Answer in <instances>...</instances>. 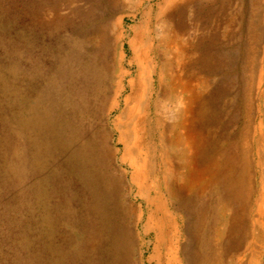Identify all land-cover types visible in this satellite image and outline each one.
I'll return each mask as SVG.
<instances>
[{
    "label": "rangeland",
    "instance_id": "obj_1",
    "mask_svg": "<svg viewBox=\"0 0 264 264\" xmlns=\"http://www.w3.org/2000/svg\"><path fill=\"white\" fill-rule=\"evenodd\" d=\"M139 11L138 0H0V264H95L79 204L85 193L62 164L55 135L61 120L71 139L91 121L101 93L117 82L120 53L131 56L128 41L117 40L139 24ZM191 14L200 18L206 53L204 164L216 159L236 182L215 187L206 177L184 217L181 247L197 254L204 216V264H264V101L257 92L246 97L258 79L264 92V0L202 1ZM192 24L174 23L187 34ZM152 28L161 34L166 26ZM169 226L166 245L175 239ZM154 236H142V248ZM154 249L146 264H166Z\"/></svg>",
    "mask_w": 264,
    "mask_h": 264
},
{
    "label": "bare ground",
    "instance_id": "obj_2",
    "mask_svg": "<svg viewBox=\"0 0 264 264\" xmlns=\"http://www.w3.org/2000/svg\"><path fill=\"white\" fill-rule=\"evenodd\" d=\"M202 1L210 0H138L139 15L133 19L139 18V24L117 40L128 41L131 52L128 60L124 50L120 53L117 82L101 93L80 135L71 139L65 121L59 123L56 145L62 164L71 169L85 193L79 204L89 221L87 247L95 264L136 260L146 264L145 254L153 243V254H163L166 264L205 262L200 253L206 249V218L200 216L195 228L198 252L188 257L180 242L184 217L206 190V177L215 187L225 182L232 186L236 180L229 177L231 170L222 173L216 159L208 160V168L203 159L206 67L202 57L206 53L200 18L191 14ZM178 20L193 23L190 34L174 25ZM227 23H234L232 14ZM159 24L166 26L161 34L152 28ZM228 28L226 24L224 31ZM257 83L256 89L246 91L248 101L256 92L257 99L264 101L260 79ZM221 152L216 149L212 154ZM47 208L60 212L51 203ZM169 225L175 239L166 245L164 232L170 231ZM152 233L154 238L142 248V236Z\"/></svg>",
    "mask_w": 264,
    "mask_h": 264
}]
</instances>
